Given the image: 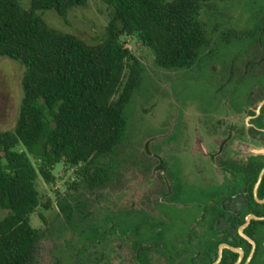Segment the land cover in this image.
<instances>
[{"label":"trees","instance_id":"16d2710c","mask_svg":"<svg viewBox=\"0 0 264 264\" xmlns=\"http://www.w3.org/2000/svg\"><path fill=\"white\" fill-rule=\"evenodd\" d=\"M224 0H102L108 11L104 35L95 44L49 28L41 13L64 22L88 0H0V58L24 69L22 100L15 127L0 131V264H33L42 233L30 225L40 208L50 209L37 184L55 186L62 165L72 179L56 206L71 223L79 194L97 193L109 183L108 165L122 147L127 110L144 84L142 57L127 48L130 39L149 50L165 70L191 69L204 51L239 36L219 24L210 29L202 11L216 16ZM40 179V180H39ZM74 202L76 204H74ZM74 205H73V204Z\"/></svg>","mask_w":264,"mask_h":264},{"label":"flooded vegetation","instance_id":"af4514ba","mask_svg":"<svg viewBox=\"0 0 264 264\" xmlns=\"http://www.w3.org/2000/svg\"><path fill=\"white\" fill-rule=\"evenodd\" d=\"M258 5L244 29L230 28L239 36L226 44L227 31L214 35L215 47L193 66L211 78L206 93L192 102L182 85L170 133L161 130L159 143L152 136L149 201L100 208L117 180L110 162L105 188L72 203L64 222L75 258L61 264H214L220 252L219 264H264V1ZM226 47L238 51L221 57Z\"/></svg>","mask_w":264,"mask_h":264},{"label":"rangeland","instance_id":"374dc122","mask_svg":"<svg viewBox=\"0 0 264 264\" xmlns=\"http://www.w3.org/2000/svg\"><path fill=\"white\" fill-rule=\"evenodd\" d=\"M253 1L255 2L250 5ZM262 1L264 0L220 1L217 3L219 14L216 19L207 11H202L201 18L208 23L210 29L216 23L221 26V30L234 27L244 29L250 14V6L254 7L257 4L260 6ZM18 2L22 8L27 9L30 0ZM41 19L53 30L77 36L87 44H95L105 33L108 11L102 0H88L85 8L71 11L66 22L53 11L42 12ZM126 43L128 49L142 57L146 75L142 90L133 97L127 110V138L112 160L115 168L110 173L117 180L112 187L105 190L104 199L98 204L100 208L108 204L113 211L144 205L152 197L151 175L144 174L148 163H151L150 144L154 145V139L158 143L162 141L166 134H161V130L170 133L180 111L178 103L182 85L184 99L196 102V99L206 93L205 79L211 80L208 74H200L197 67L183 72L160 69L154 64L149 50L130 39H127ZM229 48L223 50L221 57H231L238 51L236 47ZM23 74L24 69L19 63L0 58V131H11L15 127L22 100ZM155 135L157 137L152 140V136ZM163 150L166 152L164 146ZM161 156L164 157L163 154ZM54 174L61 179L55 186H47L42 181L37 184L39 195L44 203L50 204V209L40 208L30 216V225L42 233L36 244L33 264H61L68 262L66 257H69L70 261L75 258L73 256L74 247L77 246L75 236L71 238L70 230L57 209L55 196L56 189L62 195L65 193L64 184L72 179V175L71 172L63 174L62 165L55 167ZM78 198L85 200L87 196L79 194ZM4 217L5 211L0 210V219ZM82 256L88 261L87 254Z\"/></svg>","mask_w":264,"mask_h":264},{"label":"water","instance_id":"95a60500","mask_svg":"<svg viewBox=\"0 0 264 264\" xmlns=\"http://www.w3.org/2000/svg\"><path fill=\"white\" fill-rule=\"evenodd\" d=\"M262 175H263V173L261 174L260 179L262 178ZM227 248H229V249L232 250L233 252L242 253V251H240V250H235V249H233V248H231V247H227ZM221 258H222V253L220 252V254H219V258H218V260H217L214 264H219L220 261H221Z\"/></svg>","mask_w":264,"mask_h":264}]
</instances>
